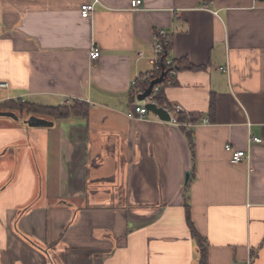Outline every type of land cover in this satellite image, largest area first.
<instances>
[{
  "label": "crops",
  "instance_id": "0c3cea01",
  "mask_svg": "<svg viewBox=\"0 0 264 264\" xmlns=\"http://www.w3.org/2000/svg\"><path fill=\"white\" fill-rule=\"evenodd\" d=\"M131 1L0 0V104L87 108L51 127L1 112L0 264H197L185 202L207 264H264V0ZM157 30L190 127L129 118Z\"/></svg>",
  "mask_w": 264,
  "mask_h": 264
},
{
  "label": "built area",
  "instance_id": "2783aa9c",
  "mask_svg": "<svg viewBox=\"0 0 264 264\" xmlns=\"http://www.w3.org/2000/svg\"><path fill=\"white\" fill-rule=\"evenodd\" d=\"M97 2H93L92 4L82 5L80 8V17L82 19H90L95 13V6ZM130 8L132 11H137L143 8L142 2L140 0H133L130 3ZM171 45H172V37L169 32L165 30H157L153 34V56L151 58L153 63V69L150 73L138 76L131 84V90L133 91V112L129 116L132 120H143L149 114L147 109V105H154L157 108H162L158 105L157 98L159 93L161 92L163 87H169L173 84V81L176 76V65L174 61L170 58L171 53ZM166 54L165 60H162L163 55ZM100 57V51L96 48H93L89 53V59L91 61H96ZM163 67L166 70H163ZM161 75H164L162 83L155 85L152 88L151 94L145 98L143 101H138V97L144 94L147 90L143 88H139V83H146L149 87L150 83L157 80ZM163 85V87H162ZM7 84H1L0 88H7ZM164 109L169 117L170 121L168 124L180 127H190L187 123H179L177 119L173 116V113L165 108ZM161 122V121H159ZM261 140L258 138H249L248 146L260 144ZM226 152L230 154V163L232 165H238L243 160H249V151H235L232 149L230 145L225 146Z\"/></svg>",
  "mask_w": 264,
  "mask_h": 264
},
{
  "label": "trees",
  "instance_id": "16d2710c",
  "mask_svg": "<svg viewBox=\"0 0 264 264\" xmlns=\"http://www.w3.org/2000/svg\"><path fill=\"white\" fill-rule=\"evenodd\" d=\"M166 54L163 55L162 60H165ZM179 66V63L176 64ZM189 69H194L192 67H189ZM163 70H166L165 67H163ZM139 88L146 89L148 86L146 83H139ZM163 87V85H162ZM163 89V88H162ZM131 99H133V91L131 90ZM158 105L162 108L169 109V105L165 99L164 93L161 92L158 95L157 98ZM86 106L75 102L74 105L72 106H59V107H39L35 105H31L29 103H23L21 101H9L3 104H0V113L1 112H10L12 114H15L16 116H20L22 114H26L29 117H35L38 119H42L48 122H55L58 120H64L67 119L71 116H86ZM214 110V103L211 104V112ZM176 119L179 123H186L185 121L187 120L188 117L184 115H176ZM191 136H189V142L191 143V147H193L192 140L190 139ZM186 201V198H185ZM185 214H186V222L187 226L189 228V231L191 233L192 238L196 242L197 246V252H198V263L197 264H207V249H206V242L204 239L199 236L197 231L195 230L193 223L191 221V216H190V210L187 202H185Z\"/></svg>",
  "mask_w": 264,
  "mask_h": 264
},
{
  "label": "water",
  "instance_id": "95a60500",
  "mask_svg": "<svg viewBox=\"0 0 264 264\" xmlns=\"http://www.w3.org/2000/svg\"><path fill=\"white\" fill-rule=\"evenodd\" d=\"M163 77L164 75H161L157 80L151 82L147 90L144 92V94L138 97V101H143L145 98H147L151 94L152 88L155 85L162 83ZM146 107L148 111L154 114L155 116H157L160 121L166 122V123L170 121V117L164 109L157 108L154 105H147ZM0 115H4V113H0ZM26 125H28L29 127H51L52 123L42 120V119L31 117L29 118V120L26 121ZM187 180H188V175H186V181Z\"/></svg>",
  "mask_w": 264,
  "mask_h": 264
},
{
  "label": "rangeland",
  "instance_id": "374dc122",
  "mask_svg": "<svg viewBox=\"0 0 264 264\" xmlns=\"http://www.w3.org/2000/svg\"><path fill=\"white\" fill-rule=\"evenodd\" d=\"M18 116V115H17ZM23 117H26L27 115L26 114H22Z\"/></svg>",
  "mask_w": 264,
  "mask_h": 264
}]
</instances>
